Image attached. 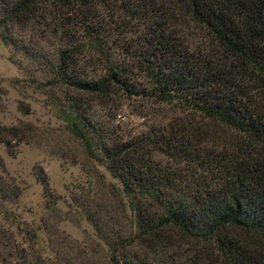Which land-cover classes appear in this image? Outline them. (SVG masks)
<instances>
[{
	"label": "trees",
	"instance_id": "16d2710c",
	"mask_svg": "<svg viewBox=\"0 0 264 264\" xmlns=\"http://www.w3.org/2000/svg\"><path fill=\"white\" fill-rule=\"evenodd\" d=\"M0 40L119 188L126 227L72 199L102 251L55 248L57 264H264V0H0ZM128 103L171 120L131 132ZM34 133L0 125V145L16 157ZM40 254L0 228L1 262Z\"/></svg>",
	"mask_w": 264,
	"mask_h": 264
},
{
	"label": "rangeland",
	"instance_id": "374dc122",
	"mask_svg": "<svg viewBox=\"0 0 264 264\" xmlns=\"http://www.w3.org/2000/svg\"><path fill=\"white\" fill-rule=\"evenodd\" d=\"M10 55L11 51L0 40V125L31 127L37 138L33 137L34 141L31 140L29 145L20 146L16 157L0 145V188H6L10 181L20 189L18 199L4 198L0 194V228L4 232L10 230L26 249L34 250L36 257L41 253L47 264H57L68 252L75 254L84 249H100L93 226L85 217L86 211L77 207L79 204L75 205L72 199L81 206L100 207L99 215L106 214L115 223V228L118 223L126 227L127 220L118 208L116 182L86 158L83 145L64 129V123L58 121L55 111L47 106L50 99L39 87L42 84L39 69L18 57L13 58L17 66L13 65L9 61ZM137 105L128 103L119 113L122 116L119 120L131 132H142L151 120L163 123L164 118L170 119L154 107L146 108V112ZM22 107L29 110L28 116ZM158 108L165 114L170 113L168 107ZM172 113L175 116L176 113ZM140 114L148 117L147 122L138 117ZM38 166L43 169L44 177L49 178L50 191L58 200L56 207L48 206L49 200L54 198L44 197L43 186L35 175ZM83 184L84 188H81ZM55 248H60L57 252H66L65 256L61 257ZM11 250L8 247L4 256L8 258ZM0 264L8 263L0 261Z\"/></svg>",
	"mask_w": 264,
	"mask_h": 264
}]
</instances>
